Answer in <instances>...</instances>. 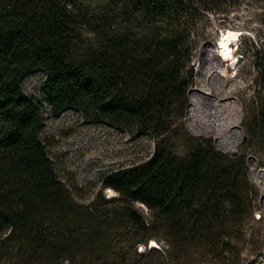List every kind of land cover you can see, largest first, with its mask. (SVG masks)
<instances>
[{
	"label": "trees",
	"instance_id": "obj_1",
	"mask_svg": "<svg viewBox=\"0 0 264 264\" xmlns=\"http://www.w3.org/2000/svg\"><path fill=\"white\" fill-rule=\"evenodd\" d=\"M246 1L0 0V264H167L164 255L194 264L198 251L235 254L255 200L246 150H219L184 118L212 18L228 23ZM250 48L262 87L243 124L264 144V41ZM36 72L45 75L40 97L25 89ZM47 108L151 137L153 148L103 173L87 195L61 175ZM152 240L159 260H149Z\"/></svg>",
	"mask_w": 264,
	"mask_h": 264
},
{
	"label": "rangeland",
	"instance_id": "obj_2",
	"mask_svg": "<svg viewBox=\"0 0 264 264\" xmlns=\"http://www.w3.org/2000/svg\"><path fill=\"white\" fill-rule=\"evenodd\" d=\"M221 17L212 18L209 24L210 39L196 52L193 63L194 82L189 89L190 102L184 122L190 134L211 138L216 147L223 152L237 154L240 150H246L249 181L254 190L251 195L255 200L250 216H247L242 227L236 230L237 241L233 242L235 254L198 251L193 260L195 259L194 264H264V144L256 139L249 141L243 124L247 111L254 106L255 92L262 87L258 66L249 58L247 49L258 47L264 41V4L260 1L247 0L240 11L230 15L228 23L223 22ZM227 32L236 34L230 42V49L234 50L236 62L228 67L229 78L224 84V90L221 91L218 90L221 77L213 74L211 70V64L215 63L212 49L217 47L222 49V36ZM246 38L248 47L243 41ZM230 60L232 62L234 60L232 53L224 50L217 63L221 67H227ZM44 77L42 72L30 74L25 80V89L40 97ZM195 93L201 101V107L195 115L191 116ZM233 97L237 98L241 105L242 134L236 146L227 147L220 141L219 135L213 131L212 127L218 119L220 108L217 106L222 99ZM47 115L46 128L48 132L53 133L52 155L61 170V175L69 177L70 186L80 187L81 185L85 188L87 195L97 193L103 173L121 165L143 160L153 148L154 143L151 137L127 139L125 135L101 124L83 121L77 113L68 112L61 119ZM139 211L148 217L144 206L140 207ZM154 241L155 243L152 240V243L148 245L149 251H153L149 260H159L157 252L164 254L162 244ZM145 250L146 246L139 247L140 253H144ZM161 260H165L167 264H173V261L168 260L165 255Z\"/></svg>",
	"mask_w": 264,
	"mask_h": 264
},
{
	"label": "bare ground",
	"instance_id": "obj_3",
	"mask_svg": "<svg viewBox=\"0 0 264 264\" xmlns=\"http://www.w3.org/2000/svg\"><path fill=\"white\" fill-rule=\"evenodd\" d=\"M236 37L235 33L227 32L224 33L221 40L222 49L218 47L216 49H212L213 57L215 58V63L213 62L211 65L212 73L221 77V84L218 86V90H224V84L228 81L229 71L228 67H231L232 64L236 62L234 54V50L230 49V42L232 39ZM224 50H229L232 53L233 62L230 60L228 66L221 67L218 65L217 61L220 58V55L224 52ZM220 83V82H219ZM194 103L191 107V116L195 115L197 110L201 107V101L198 98L197 94H194ZM219 109L218 119L215 123V126L212 127L213 131H215L220 138V141L225 144L227 147L236 146L237 142L240 139V135L242 134V128L240 126L241 119V105L237 98H227L222 99V102L217 106ZM155 243V241H153Z\"/></svg>",
	"mask_w": 264,
	"mask_h": 264
},
{
	"label": "built area",
	"instance_id": "obj_4",
	"mask_svg": "<svg viewBox=\"0 0 264 264\" xmlns=\"http://www.w3.org/2000/svg\"><path fill=\"white\" fill-rule=\"evenodd\" d=\"M68 112H72L70 109H66V110H64L61 114H60V116L59 117H56V118H58V119H61L66 113H68ZM72 113H77V115H79L80 117H81V119L84 121V118H83V116L81 115V114H79L78 112H72ZM47 114H49V116L50 117H52L53 118V116H52V113H51V111H50V109H46L45 110V115L46 116H48ZM47 119V117L45 118V120ZM46 123V122H45ZM104 127H108L109 129H111V130H113V131H115V132H118V133H121L122 135H125L126 136V138L127 139H131V136L128 134V133H124V132H120V131H118V130H116V129H114L113 127H110V126H108L107 124H104L103 125ZM154 145V144H153ZM152 150V149H151ZM150 150V151H151ZM149 151V152H150ZM125 165H128V164H125ZM122 166V165H121ZM118 167H120V166H118ZM116 168V167H115ZM106 193H107V197H112L113 195H115L116 193H115V191L113 190V189H111V188H108L107 189V191H106ZM152 243V242H151Z\"/></svg>",
	"mask_w": 264,
	"mask_h": 264
}]
</instances>
